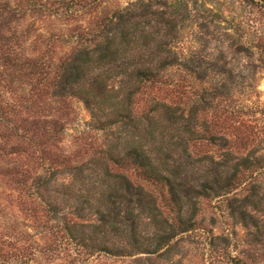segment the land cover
I'll return each instance as SVG.
<instances>
[{"label": "trees", "instance_id": "trees-1", "mask_svg": "<svg viewBox=\"0 0 264 264\" xmlns=\"http://www.w3.org/2000/svg\"><path fill=\"white\" fill-rule=\"evenodd\" d=\"M98 1L91 0L89 5L96 6ZM249 2L264 15V0ZM74 3L57 0L55 9L54 5L48 9L37 0H18L17 6L0 3V14L15 17L24 4L32 9L40 4L65 18ZM90 15L69 35L74 43L63 55L47 59L37 52L24 58L35 78L32 94L23 90L10 99L0 93V121L7 118L10 123L6 115L22 111V104L26 110L36 106L41 110L27 136L15 134L19 141L11 150L16 154L25 153V146L32 149L28 155L37 169L36 176L31 180L26 174L14 183L25 202L40 203L31 216L40 223L43 236L49 240L61 234L64 239L65 233L71 244L80 245L85 258L96 253L125 258L144 253L173 260L183 235L201 230L199 202L219 197L224 199V214L244 224L252 222L259 232L256 242L263 241L253 194L241 196L235 191L246 171L264 167V152L256 148L240 153L246 143L241 141L238 147L232 139L237 133H230V125L204 121L198 128L195 119L199 107L194 108L190 99L181 105L165 97L176 91L185 95L189 86L184 84L185 78L171 79L170 71L192 75L207 57L180 47L189 15H183L170 0H136L111 13L97 9ZM209 21L195 20L193 24L207 30ZM200 40L201 36L195 39ZM256 47L264 51V33ZM12 51L15 53L14 48ZM11 60L8 57L9 63ZM205 75L198 76L205 80ZM119 77L116 88L111 81ZM233 80L232 76L229 83L221 85L223 91L212 87V97L230 93ZM72 97L81 99L92 116H98L96 129L105 132V137L97 146L83 142L76 149L64 150V126L52 115L64 109ZM141 97L144 107L139 111ZM27 101L30 105L26 106ZM200 101H206L205 96ZM228 113L232 117L236 111ZM233 128L237 132L241 127ZM10 135L1 137L0 152L7 149L4 140ZM202 142L215 148L218 158L213 149H198ZM202 166L206 174L199 188L187 187L183 178L188 168ZM131 171L147 183L166 186V205L173 212L165 213L164 199L159 202L148 187L134 181ZM52 183L57 185L55 194L63 196L62 205L53 202L52 196L46 197ZM47 246L61 248L60 244ZM236 261L234 264H247L239 258Z\"/></svg>", "mask_w": 264, "mask_h": 264}, {"label": "rangeland", "instance_id": "rangeland-1", "mask_svg": "<svg viewBox=\"0 0 264 264\" xmlns=\"http://www.w3.org/2000/svg\"><path fill=\"white\" fill-rule=\"evenodd\" d=\"M37 1L50 9L57 0ZM72 1L75 3L68 7L70 16L65 18L55 14L52 8L49 12L40 4L33 9L24 4L22 9H18L15 17L0 14V93L10 99L12 95L22 93L23 90L32 94L35 78L24 59L27 55L32 53L36 55L38 52L39 55H46L47 59L63 55L74 43V38L69 35L81 27L84 19L93 16L90 13L97 9L111 13L113 9L126 7L136 0H99L100 4L96 3V6L94 3L92 6L89 5L91 0ZM5 2H10L12 6L18 4V0H0L1 4ZM170 2L177 5L183 15H189L180 47L184 52L197 51L207 57H204L202 66L192 75L184 76L186 74L177 69L169 72L171 79L185 78L184 84L189 85L187 89L189 92L187 91L185 95L188 94L189 98L177 91L173 94L168 93L169 95L165 97L181 105L190 99V104L194 108L199 107L195 119L198 128L204 125V121L209 125H230L228 129L230 133H237L232 139L238 147H241L239 142L246 143V146L239 150L240 153L243 151L244 154H248L256 148L259 153L264 152V51L256 47L259 35L264 33L262 11L259 12V8L252 5L249 0H170ZM61 11L63 10L60 9L59 13ZM195 20L197 23L209 20L214 22L209 21V28L204 30L193 24ZM199 36L202 40L196 42L195 39L197 40ZM14 44L16 46H13ZM242 45L246 48H242ZM13 48L15 53L12 51ZM8 57L13 59L11 63L7 61ZM199 73L200 75L207 73L205 80L199 78ZM232 76L235 83L233 82L230 93L212 97L214 90L212 87H218L223 91L221 85L229 83ZM120 79L115 78L111 84L117 88ZM203 96L206 101L201 102L200 98ZM143 103L142 97L139 98L137 102L139 111L144 107ZM27 105H30L29 101ZM64 106L66 107L60 109L57 115H52L54 120L64 126L61 134L64 150L76 149L83 142L97 146L103 141L105 132L96 129L98 116H92L91 110L81 99L68 98ZM201 106L206 110L203 111ZM19 109L22 111L16 110L6 115L11 120L10 123L6 121L7 118L0 121V139L3 134H11L10 139L4 140V143L7 142V149L0 152V264H174L173 261L175 264H234L238 258L247 264H264V240L256 242L259 234L257 228L252 227L253 223L250 221L244 224L227 217L223 211L224 199L219 197L206 198L199 202L201 230L183 235L184 238L174 251L177 254L172 256L173 260H163L156 255L149 256L144 253H137L128 258L96 253L85 258L80 245L76 242L71 244L65 233L64 239L58 234L57 238L48 240L43 236L44 233L40 232V223L31 216V210L39 208L40 203L30 200L25 202L24 196H19L14 183L26 174L31 180L36 176L37 169H34L36 167L28 155L32 149L27 148L25 144V153L15 154L11 150L19 141L15 134L27 136L33 121L39 119L37 112L41 110L37 106L26 110L23 104ZM231 110L236 111V114L228 117ZM104 118L102 114L100 119ZM239 126L241 128L235 132L233 127ZM198 146L202 151L211 149L215 151V148H210L205 142ZM215 152L216 156L220 155ZM19 172L21 173L18 174ZM204 172L203 166L199 169L188 168L183 178L186 186L199 188V181L206 174ZM129 175L134 181L148 187L159 202L164 199L165 213L173 212V208L166 205L168 202L166 186L147 183L140 179L141 177L135 176L134 171ZM56 188L57 185L52 183L48 194L45 192L46 197L52 196L53 202L62 205L65 203L63 196L60 193L55 194ZM235 192L241 196L253 194L254 201L259 207L255 212L260 224L259 231L263 235L264 167L246 171ZM62 240L64 243H61ZM48 244H60L61 248L52 250L48 248Z\"/></svg>", "mask_w": 264, "mask_h": 264}]
</instances>
